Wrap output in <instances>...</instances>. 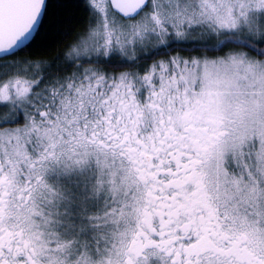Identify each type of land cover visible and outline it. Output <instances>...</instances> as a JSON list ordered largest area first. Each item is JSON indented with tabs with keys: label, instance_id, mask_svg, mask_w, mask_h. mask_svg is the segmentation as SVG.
<instances>
[{
	"label": "snow or ice",
	"instance_id": "snow-or-ice-1",
	"mask_svg": "<svg viewBox=\"0 0 264 264\" xmlns=\"http://www.w3.org/2000/svg\"><path fill=\"white\" fill-rule=\"evenodd\" d=\"M0 264H264V0H0Z\"/></svg>",
	"mask_w": 264,
	"mask_h": 264
},
{
	"label": "trees",
	"instance_id": "trees-1",
	"mask_svg": "<svg viewBox=\"0 0 264 264\" xmlns=\"http://www.w3.org/2000/svg\"><path fill=\"white\" fill-rule=\"evenodd\" d=\"M80 17L86 16V13H79ZM52 18L45 24L41 30L40 35L35 42L26 51L19 53L20 58H29L35 61H49L59 53L63 52L67 45L71 43L75 32L71 31L73 28H77L80 21H73L66 28L68 34L66 36H57L54 31L50 30Z\"/></svg>",
	"mask_w": 264,
	"mask_h": 264
}]
</instances>
